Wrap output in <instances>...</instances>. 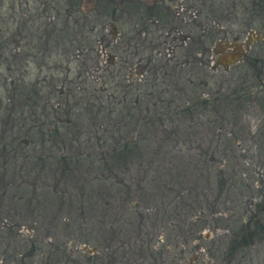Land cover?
Masks as SVG:
<instances>
[{
  "label": "trees",
  "instance_id": "obj_1",
  "mask_svg": "<svg viewBox=\"0 0 264 264\" xmlns=\"http://www.w3.org/2000/svg\"><path fill=\"white\" fill-rule=\"evenodd\" d=\"M28 23L29 20L24 25L33 47L37 48L42 32L38 35ZM91 29L95 31L94 26ZM76 36L79 49L83 41L87 47L93 45L83 36ZM131 38L126 41L127 52L122 55L117 52L103 85L94 80L87 87V75L81 70L76 72V78L68 81L72 71L65 68L56 74L65 76L60 89L55 88L53 78L40 79L38 75L32 79L27 77L29 72L10 77L0 75L2 87L9 95L7 103L13 110L21 107L28 111V120L18 129L17 123L11 120V115L18 112L13 111L7 118L11 123L0 130L1 137L11 135V150L7 151L9 147L5 144L0 145V152L12 157L11 163L5 162L0 167V179L10 181L4 188L5 193L7 188L15 189L17 196L13 197H18L17 203L26 198L31 203L28 205L30 208L38 203L42 206V187L37 185V179L44 181L41 176L44 174V177L53 180V184L47 186L49 193H44L45 202L51 203L55 198L52 195L60 193V207L68 204L70 209L76 206L78 211L76 224L71 218H62V215L45 218L49 223L46 235L65 238L60 245H50L54 248L53 253L44 250L37 236L30 237L26 247L29 257L37 255V252L45 257L46 261L39 257L44 264H78L80 256L70 250L77 245L90 249L89 254H82L91 264H164L163 261L169 260L171 264H179L178 249L180 254L184 251L180 248L181 244H177L178 236H173L172 232L184 234L180 236L183 241L210 223L201 219L216 222L221 207L231 199L230 194L226 196L227 192L237 187L231 180H224L223 169L219 170V179L214 187H210V183L205 189L206 194L181 187L183 176L174 177L171 173L179 166L197 168L205 153L200 151L197 154L200 159L192 161L191 156L186 158L188 155L181 152L180 142L182 145L185 142L179 139L185 128H180L182 125L178 120L195 117L197 121L190 125L191 131L208 127L211 130L216 128L220 133L223 115L242 112L246 104L257 102L259 95L264 98V94H260L264 85L257 84L256 78L250 76L247 69H241L238 77L223 74L217 80L220 87L212 91L209 74H196L191 69L189 72L183 69V74V70H177L178 63L170 66V62H154L152 58L148 60L142 78L138 79L131 71L140 54V51L137 53L139 45L137 42L132 46L134 39ZM135 38L138 41L136 35ZM48 39H45L46 42ZM186 62H182L183 67L187 66ZM181 73L186 79L180 86L183 79ZM82 75L85 76L83 82L80 81ZM216 78L219 79V76ZM181 93L187 97L176 103L175 98L178 99ZM55 97L59 100L57 106L51 103ZM70 99L75 100L76 113L73 116L76 118L72 121L68 117L63 121L56 115L62 111L63 105L69 111ZM141 105L144 107L141 108ZM1 108L2 101L0 111ZM261 108L264 110V105L261 104ZM207 109L218 113L220 120L216 118L199 124L198 115L206 113ZM86 113L87 118L84 116ZM20 133L27 140L20 141ZM227 135L224 133L225 139H228ZM29 145L34 155H22L19 150L29 149ZM209 156L202 167L210 172L214 157L213 154ZM19 160H28L30 167L27 163L28 167H16ZM36 168L41 172L33 177ZM88 170L97 175L92 182L86 181ZM228 183L231 184L228 186ZM238 186L241 188V185ZM244 187L246 189V185ZM5 193L1 199L5 198ZM243 193L240 192V195ZM199 196L210 202V212L207 213L200 203ZM157 199L161 202H156ZM250 218L252 216L247 222ZM254 223L257 228L264 229L262 220L257 219ZM62 225L64 233L58 235L56 228ZM249 229V223L243 218L235 239L241 236L240 243L245 242L242 235L248 234Z\"/></svg>",
  "mask_w": 264,
  "mask_h": 264
},
{
  "label": "rangeland",
  "instance_id": "obj_2",
  "mask_svg": "<svg viewBox=\"0 0 264 264\" xmlns=\"http://www.w3.org/2000/svg\"><path fill=\"white\" fill-rule=\"evenodd\" d=\"M19 1H22L23 5H26L23 2L27 1L29 17H26L25 20H29L28 26L30 25L34 32L37 31L38 35L42 32V40L38 43L37 48H30V53L34 54L35 57L33 58L35 59L29 58V75L27 77L35 79V77L40 75V79L42 77H46L47 79L53 78V80H55V88L57 87V89L61 88V81L65 78L64 75L57 76V73L63 71L61 69H64L65 66H69L72 71L68 81L76 78V72L79 70L84 71V73H90L86 76L87 87L92 85V81L94 80L98 82V85L105 84L106 78H108L107 76H109L112 70L104 52L99 59L96 58L95 53L90 54L89 52H84L82 55H78L76 49L79 44L76 35H78V38L83 36L87 42H93L94 40L92 38L98 36H105L109 39L111 37L110 31L114 30L117 32V35L122 34L126 37V41L128 38L133 37L134 40L131 41L132 46L137 42L139 44V40H136L135 35L138 37L136 34L137 30H140L142 27V17L145 16V13L142 15V12H144L145 9H141L139 12V10H135L133 7L134 12L131 13L130 16H127L129 19L121 18L119 9H115L117 12L114 19L110 16L99 19V22L96 18L92 20L93 16H87L89 15L87 13L89 9L97 4L98 0H81L80 9L86 12H78V23H76L75 18L77 15H73L71 18V16H67L66 13V7L70 3H73L74 0H14V5L17 6ZM143 1L145 2L148 0ZM151 1L153 0H149L148 2ZM113 3L111 4L112 10L115 8L117 2H115V4ZM7 4L8 2L5 0L4 7H6ZM175 4L176 2L174 5ZM202 4V0H186L184 5L195 12L201 9L205 12L206 16L204 21L207 27L205 57H202L203 59L200 61L195 59L190 60L193 57L192 45L194 52L196 51L195 49L199 50V30H194L193 32L191 30V39L195 44L191 41V54L188 55L181 47L179 38V34L182 36L187 31L185 26H183L184 24L171 21L170 18L160 19L159 24L148 23V26L145 27V31H143L145 34L141 36L143 48L140 47L141 50L139 54L142 60L140 62L142 68L139 71L134 61L131 73H133L135 77L137 76L138 79L142 78L145 73V66L148 60L152 58L154 62L155 60L170 62V66L178 63L180 65L177 69L178 71L185 69V71L189 72L188 70L191 69L192 72L196 74H209L211 77V86L213 87L212 91L217 90V88L220 87V83L217 80H220L223 74L226 73L227 75H231L230 77H238L241 69H246L244 63L231 67L230 72H226L221 68L220 63L238 59L242 53L240 45H229V47L224 50L236 47L234 48L235 53H232L233 55L227 54L222 58V44L225 42H234L237 38L238 42L245 44L247 40L250 42L249 39L252 40L261 36L263 37V41H260V43L253 42V50L251 49V51L252 54L254 52L257 61H259L257 67H259L260 77L262 81H264V5L262 0H206V5L202 6ZM144 7L147 8L148 6ZM259 10L260 14H258ZM84 16L89 17V21L88 19H82ZM218 20L220 23L217 29L220 30L221 28L223 30L222 33L215 32L216 27L214 26ZM93 25L96 28V32H92L91 28ZM210 32H212L211 35H209ZM171 34L176 37L175 40H172ZM215 36L216 38L214 39ZM48 37H50V40ZM45 39H48V41L46 42ZM79 41L82 42V40ZM82 43L83 45H81L80 49H87V46L84 45V41ZM215 50H217V54L214 53ZM64 51L71 53V56H73V54L77 56L73 60L67 62L64 58ZM82 61H84V66ZM185 61H187V66L183 67L182 62ZM217 61H219V63H217ZM211 66L215 68L213 67L209 70L208 68H211ZM116 68L118 69L119 66H116ZM5 69L6 66L1 67L0 75L3 74L2 76L10 77ZM181 72L184 74V70ZM182 73L181 76L183 79L180 86L184 84L186 79L185 76L183 77ZM252 73L258 84L259 77H255L257 72L254 71L251 72V74ZM217 76H219V79L216 78ZM57 77L58 81L56 82ZM83 77L85 76L82 75L80 78L81 82L85 79ZM260 94H264V91ZM180 95L178 99L175 98L176 103L182 102L184 98L186 99L187 97L183 96L182 93ZM262 96L263 95H259L257 102L254 101L250 104H246V108L240 113H234L229 116L223 115V122L221 118L220 133H218V130L216 131V128L211 130V128L209 129L208 127L198 131H191L189 127L192 123L197 121L195 117L194 119L185 117L183 121L178 120L179 124L182 125L180 128H185L184 133L180 135L179 139L185 143L182 145V142H180L181 145L179 149L186 156L188 155L186 158L191 156L192 161H197L200 159L197 156L200 151L207 154L201 157V162L197 168L190 167L187 169L185 166H179L176 168L177 170L171 173L174 177L183 176L181 187H184L186 190H197L200 194L204 191L206 194L205 189L210 186V183V187L213 188L214 184L218 181L220 169L224 170V180H231V183L237 186L233 190L228 191L227 194L224 192L226 196L230 194L231 199L226 201L221 207L220 212L216 215V222L208 218L201 219H207L210 223H208L202 231L195 233L193 236L183 241H181L180 236H185L184 234L181 232L178 234L177 231L172 232L173 236H178L177 244H181L180 248L184 251L180 254L178 249V256L180 259H177V256L176 259L179 264H264V229L257 228L254 223L255 220L260 219L264 226V110L261 108V104L264 105V98ZM8 97V92L2 87V81H0V101H2L0 130L6 128L11 123L7 118H10L8 116L9 114L11 115L13 111L18 112L11 115V120L17 123V129L22 123L28 120V111L21 107L13 110L11 104L7 103ZM84 100L86 101V99ZM91 100L93 101L92 95ZM69 101V111L65 109L62 103V111L56 115V117H60L63 121L68 117L71 118L72 121H75L74 118H76L73 116V113H76V108L74 107L75 100L70 99ZM58 102L59 100L55 97L52 99L51 103L56 105ZM94 104H98V101H94ZM143 107L144 106L141 105V108ZM147 107L148 106H146V108ZM205 111L206 113L198 115L199 124L203 123V121L205 123L208 120H214L216 118L218 121L220 120V115L218 113L211 111V109ZM87 114L88 113L84 115L85 118H87ZM161 132L162 131H160V133ZM180 132L182 133V131ZM221 133L222 135L219 136L218 134ZM224 133L228 134L226 136L228 139H225ZM161 134L163 135V133ZM10 136L11 135H2L1 137L0 133V145H7L9 147L7 151L11 150ZM18 136L20 141L27 140L22 133L18 134ZM27 148L29 149H22L19 151L22 152V155L28 154V156H33L34 153H31L32 150L30 149V145ZM211 154H213L214 160L212 161L213 168L209 172L208 169H203L202 166L209 160V155ZM5 162L11 163L12 157H10V155L5 156L0 152V167ZM26 163L28 164V160H19L16 167H28L29 164L27 166ZM38 172L41 171H39V168H36L33 177H35ZM95 174V172L88 170L86 181H91L94 176H97ZM133 175H135V173H133ZM41 176L44 178V181H40L38 178L37 185L42 187V189L40 188V193L42 195V200L44 199V205L41 206L40 203H38L31 208L28 206L31 203H29L30 201L26 198H24L21 203H17L18 197H13V195L17 196V190L7 188V192L5 193L4 188L9 185L10 181L8 179H0V264L4 256L10 260L13 258L14 254L20 255L26 253L29 250L26 247L30 243V237L34 238L37 236L40 245H43L44 250L50 253L54 251V248H50L51 244H62L60 241H64L65 238L46 235L45 229L49 227V223H47L45 218L53 219L54 217L62 215V218H71L75 221V224L77 223V207L71 208L72 210L69 208L70 206L68 204H64L65 206L60 207L59 204H61V202L60 199H58V196H61L60 193L52 195V197L55 198L51 203L45 202L44 193L45 195L49 193L47 186L53 184V180L48 178V176L47 178L44 177V174ZM231 183H228V186ZM238 185H241V188H239ZM243 185H246V189ZM19 192L21 193V191ZM240 192H244L243 195H240ZM4 193L6 194L4 195L5 198L1 199ZM28 193H30V191ZM65 200H67V198H65ZM199 200L207 213L210 212V202H206L201 196H199ZM209 201H211L210 196ZM156 202L159 203L161 201L157 199ZM45 206L49 207L48 211ZM245 206L246 208L243 209ZM262 206L263 209L261 210ZM250 216H252V219L250 218L251 220L247 222ZM243 218H246V223H249L250 229L248 234L242 233L245 242L240 243L239 240L241 236H239V239H237V237L235 239V233L237 234L238 228L243 222ZM61 228H63V225L56 228L58 235L64 233ZM54 238H56V240H54ZM75 249L77 251H75ZM70 250L80 256L79 259L77 258L78 263L86 264L82 252L88 253L90 249L85 246L77 245L76 248L71 247ZM35 254L37 255L26 259L17 256L16 259L18 262H23L24 260L25 264H39L41 262L39 257H41L43 261H46L45 257L43 258L41 254L37 252H35ZM135 259V256H133V260ZM130 262H132V260ZM163 263L171 264V261H163Z\"/></svg>",
  "mask_w": 264,
  "mask_h": 264
},
{
  "label": "flooded vegetation",
  "instance_id": "obj_3",
  "mask_svg": "<svg viewBox=\"0 0 264 264\" xmlns=\"http://www.w3.org/2000/svg\"><path fill=\"white\" fill-rule=\"evenodd\" d=\"M4 1L5 0H1L0 2V5H1V9H0V68L3 66H6L5 70H7L8 75H14V74L25 75L29 72V68H28L29 61H30L29 58L35 59L33 58L35 57L34 54L30 53L31 51L30 48L34 49V47L30 41L29 32L27 31V27H25L24 25L26 21L25 18L29 17V13H28L29 7L27 5V1L23 2L26 5H23L22 1H19L18 2L19 4L15 6L14 0H7L8 4L6 5V7H4ZM80 1L81 0H74L73 3H70L66 7L67 16L69 17L71 16L72 18L73 15H77L76 17L77 19L75 18L76 23H78V12L80 11L83 13L86 12L80 9L81 8ZM148 1L144 2L143 0H98V3L95 4L91 9H89V11L87 12L89 15L87 16L89 17L93 16L92 20L96 18L98 19L99 22H100L99 19H104L110 16L112 19H114L116 12H117L115 9H119L120 17L126 19L128 15L130 16L131 13L134 12L133 7L135 8V10H139V12L141 11V9H145V11L142 12L143 13L142 15H144L145 13V16L142 17V22H141L142 27L140 28V30H137V33H136L138 35L137 38L139 40V44H138L139 48H138L137 53L141 50L140 47L143 48V42H142L141 36L145 35L143 31H145V27L148 26V23L159 24L160 19L162 20V19L170 18L171 21H177L178 23H181V24L183 23L184 24L183 26H185V29H187L185 34H183L182 36L179 33L178 34L180 36L179 38H180L181 47L183 48L185 53L188 55L191 54V51H190L191 50L190 43L192 41L191 30L192 32L194 30H199V40H198L199 50L195 49L196 51L194 52L193 45H192L193 57L190 60H193V59L195 60L198 59L199 61L202 60L205 57V53H206V47H205L206 38L205 37H206L207 27L204 21L205 16H206L205 12H203L202 9L195 12L194 10L187 8V6L184 5L186 0L185 1L184 0H153L151 2H148ZM115 2H117L116 6L112 10L111 4L112 3L115 4ZM175 2L176 4L174 5ZM202 2H203L202 6L203 5L205 6L206 0H202ZM262 2L264 5V0H262ZM144 6H148V7L146 8ZM258 14H260V10ZM87 16L82 17V19L84 20L88 19L89 21V17ZM219 23L220 21L218 20L215 23V26L214 25L213 26L216 27L217 29V26H219ZM216 29H215V32H219V33L223 32L221 28L220 30L219 29L216 30ZM94 32H96V28ZM211 34L212 32H210L209 35ZM110 36L111 37L109 39H107L105 36H98L96 38H92L94 40L93 45H91L90 47H87V49H84L86 51L81 50L77 47L76 49L77 54L82 55L84 52L85 53L89 52L90 54L95 53L96 58L99 59V57L104 52L107 58L108 64L113 65L117 58L116 57L117 52L119 53V55L125 54L127 52V43H126L125 37L122 34L117 35V32L114 30L110 31ZM171 36H172V40L176 39V37L173 36L172 34ZM215 38L216 36L214 37V39ZM249 41L250 42H248L247 40V42H245L244 44V43L238 42V38H237L235 39L234 42L223 43L222 44L223 54L221 55L222 58L226 56L227 54L233 55L232 53H235L234 48L236 47H233L232 49L224 50L227 47H229V45H233V46L240 45V47L242 48V53L240 54L238 59H235V60L232 59V61L230 62L227 61L226 63H220L221 64L220 66L226 72H230L231 67L244 63V67H246L247 71L250 74L251 72H254V71L257 72V75L255 77H259L258 83L261 85H264V81H262L260 77L259 67H257L258 65L257 63L259 61H257V58L254 55V52L252 54V51H251L252 43L253 42L260 43V41H263V37L258 36L256 39H252V40L249 39ZM192 42L193 44H195L194 41ZM64 53H65L64 58L67 61L69 60L71 61L77 56V55L75 56L74 54L73 56H71L72 55L71 53L65 52V51ZM214 53L217 54V50H215ZM137 57L138 58H137L136 66L138 67V70L140 71V69L142 68V65L140 62L142 60L140 56H137ZM217 63H219V61H217ZM82 64L84 65V61H82ZM213 67L214 66H211V68ZM65 70L71 71V69L67 66H65ZM85 74L88 75L90 73L87 72ZM251 76L254 77V74L252 73ZM17 256L26 259L29 257V253L26 252L20 255L14 254L13 258L10 260L4 256L1 264H25L24 260L23 262H18L16 259ZM89 263L86 262V264H89ZM39 264H44V263L40 262ZM78 264H81V263H78Z\"/></svg>",
  "mask_w": 264,
  "mask_h": 264
}]
</instances>
